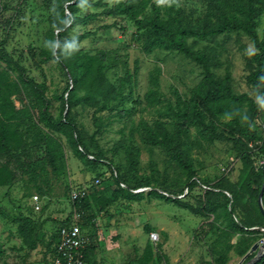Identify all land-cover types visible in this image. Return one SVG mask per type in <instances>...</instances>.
<instances>
[{"label":"trees","instance_id":"obj_1","mask_svg":"<svg viewBox=\"0 0 264 264\" xmlns=\"http://www.w3.org/2000/svg\"><path fill=\"white\" fill-rule=\"evenodd\" d=\"M171 1L172 5L163 10L155 0H126L114 7H108L104 0H56V10L49 18L47 44L40 55L44 62L62 66L69 77L65 91L58 98V115L48 96V84L32 78L22 62L6 51L7 42L0 41V188L12 189L28 181L37 186L40 193L49 195L50 171L59 174L65 168L64 146L58 136L66 139L78 160L95 168L107 167L114 180V185L105 190H96L73 202L78 209L62 222L48 243L39 235L42 225L32 218H19L17 233L30 252L45 246L51 262L55 257V246H52L58 242L59 229L70 226L77 215L84 232L95 227L97 214L115 203L121 200L140 202L146 198L175 204L207 220L213 218L197 231L198 238L209 240L211 228L218 223L226 225L219 237L210 242L212 260L203 259L197 264H229L230 250L244 258L257 237L264 235L255 230L264 229V216L258 203L264 185V165L258 167L255 160V150L264 151V138L257 130L259 121L264 124V30L260 36V0H198L204 3L206 11L197 19L179 9L181 0ZM90 7L103 8V12L79 16ZM101 15L125 18L133 23L147 39L145 54L151 55L156 50L174 52L201 71V80L189 95L183 96L173 89L172 98H166L161 88L162 68H155L150 74V90L144 96V102L157 110V118L152 124H140L145 144L163 149L188 177L187 191L163 194L152 187L149 179L139 184L140 149L129 142L116 145L114 155L124 151L126 165L115 167L112 158L97 141L106 127L101 114L115 113L116 117L123 118L132 111L129 105L141 102L136 97L141 71L138 60L131 69L118 51L81 48L84 41L93 37L91 32L70 37L75 27H87ZM116 27L113 24L104 29ZM242 34L255 48L254 53L245 57L249 73L247 84L253 90V96L235 93L229 69L224 76L217 74L216 69L222 62L216 47L196 50L190 44L191 40L206 42ZM16 99L21 101L20 108L15 104ZM85 113L92 119L93 133L86 128ZM192 129L209 143L225 142L232 146L242 164L237 183L226 176L215 183L197 176L191 151L185 148ZM152 168H155L154 163ZM153 172L155 177L158 173L155 169ZM39 183L48 190L40 188ZM133 183L140 186L133 187ZM145 187L152 190L135 193ZM198 188L205 194L195 205L181 200L182 196L185 198ZM94 211L96 214L88 215ZM5 216L7 213L0 206V218ZM94 238L95 234H92V245L84 251L86 262L97 250L93 245ZM254 258L255 254L249 256L245 264ZM139 264H163V258L148 245ZM255 264H264V256Z\"/></svg>","mask_w":264,"mask_h":264},{"label":"rangeland","instance_id":"obj_2","mask_svg":"<svg viewBox=\"0 0 264 264\" xmlns=\"http://www.w3.org/2000/svg\"><path fill=\"white\" fill-rule=\"evenodd\" d=\"M124 1L126 0H104V3L108 7H114ZM155 2L163 10L166 6L172 5L171 0H155ZM178 6L188 15L193 14L195 19L203 17L206 11L204 3L198 0H181ZM259 8L258 31L262 36L264 0L259 1ZM55 10L56 0H0V41L7 42L6 51L22 62L32 78L39 83L48 84V96L58 115L60 112L58 98L65 91L69 77L62 66L55 62L46 63L40 55L45 50L50 27L49 18ZM102 12L103 8L90 7L79 16ZM113 24L117 27L104 29ZM85 32L94 35L84 41L81 48L87 51H118L131 69H134L137 60L141 66L136 89V97L140 98L141 102L129 105L128 108H132V111L129 116L123 118L116 117L115 113L100 115L106 124L104 132L97 138L100 146L112 158L115 167H124L126 165L124 151L114 155L113 148L128 142L135 144L141 151L137 180L139 184L149 179L153 183L152 187L159 189L163 194L187 191L188 177L176 163L171 161L163 149L152 148L145 144L140 124L141 122L152 124L157 118V110L144 102V96L150 90V74L155 68H162L161 88L166 98H172L173 89L178 90L183 96L189 95L201 80L200 69L174 52L156 50L151 55L145 54L146 37L125 18L101 15L87 27L84 25L75 27L71 30L70 37L74 38ZM190 44L196 50H202L207 46L216 47L222 62V66L216 69L217 74L224 76L229 69L232 73L235 93L253 96V90L247 84L249 73L246 69L245 57L254 53L255 48L248 37L243 34L230 35L206 42L191 40ZM15 104L18 108L22 105L19 99L15 100ZM83 117L88 119L87 130L93 133V123L89 114L85 113ZM257 130L264 138L262 121H259ZM190 135L185 148L191 151L194 170L199 178L215 183L220 177L226 176L234 183L239 181L242 164L230 144L209 143L195 129L191 130ZM58 138L64 146L65 168L59 174L50 171L49 195H43L37 190V186L28 181L12 189L0 188V206L7 213V216L0 218V264L49 263L51 255L47 253L45 246H39L34 252H30L25 247L17 233V220L28 217L42 225L39 235L45 243H48L57 233L62 222L67 221L70 214L78 209L71 201L72 190L88 187L90 194H93L96 190L103 191L111 184L114 185L112 173L107 167L95 168L93 165L84 164L76 158L66 139L61 136ZM255 160L258 167L264 165V151L260 148L255 150ZM152 163L155 164V168H152ZM154 169L159 174L155 177ZM97 180L101 182L98 186H96ZM139 184L133 183L132 186H140ZM39 187L44 191L48 190L43 183H39ZM204 194L205 192L198 188L189 196L185 198L182 196L181 200L195 205ZM36 195L39 196L42 208L44 206L41 212L32 208V200ZM94 213L96 214V211L88 215ZM208 221L212 222L213 218L207 220L175 204L154 198H146L140 202L121 200L97 214L94 228L84 230L89 246L92 245L90 236L95 234L93 245L97 248L95 255L87 261V264H139V259L148 245L153 247L156 255L163 258V264H197L203 259L210 261L212 260L210 242L219 237L226 225L218 223L211 228L209 240L196 237L197 231H200ZM152 234L158 235L157 243L152 240ZM263 241L264 235H260L255 244L262 245ZM254 254L256 257L257 253ZM228 257L229 264H245L243 258L236 255L234 250L229 251Z\"/></svg>","mask_w":264,"mask_h":264},{"label":"built area","instance_id":"obj_3","mask_svg":"<svg viewBox=\"0 0 264 264\" xmlns=\"http://www.w3.org/2000/svg\"><path fill=\"white\" fill-rule=\"evenodd\" d=\"M100 185V181H96V186ZM125 187V185H123ZM90 194L88 187L75 188L71 191V201H80ZM35 211H41L42 206L39 202V196L36 195L32 200ZM154 242L159 241L157 234H152ZM88 246V239L84 235L83 229L79 223V216L75 217V221L70 226H63L58 232V242L56 243L55 257L49 264H87L85 260V249Z\"/></svg>","mask_w":264,"mask_h":264},{"label":"water","instance_id":"obj_4","mask_svg":"<svg viewBox=\"0 0 264 264\" xmlns=\"http://www.w3.org/2000/svg\"><path fill=\"white\" fill-rule=\"evenodd\" d=\"M151 190H152L151 188H145V189L138 190L135 193H146V192H150ZM263 198H264V185H263V188L261 190V193H260L259 199H258L260 211H261L262 215L264 216V203H263ZM255 230H258V231L264 233V229H255ZM254 253H257V256L252 261H250L247 264H255L258 260H260L264 256V241H263L262 245L255 244L251 248V250L249 251V253L243 258V262H245L246 259L249 256L253 255Z\"/></svg>","mask_w":264,"mask_h":264},{"label":"crops","instance_id":"obj_5","mask_svg":"<svg viewBox=\"0 0 264 264\" xmlns=\"http://www.w3.org/2000/svg\"><path fill=\"white\" fill-rule=\"evenodd\" d=\"M55 246V245H54Z\"/></svg>","mask_w":264,"mask_h":264}]
</instances>
